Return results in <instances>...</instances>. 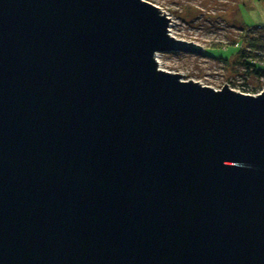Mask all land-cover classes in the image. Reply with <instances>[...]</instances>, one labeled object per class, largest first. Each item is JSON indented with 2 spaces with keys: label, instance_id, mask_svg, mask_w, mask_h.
I'll return each mask as SVG.
<instances>
[{
  "label": "water",
  "instance_id": "obj_1",
  "mask_svg": "<svg viewBox=\"0 0 264 264\" xmlns=\"http://www.w3.org/2000/svg\"><path fill=\"white\" fill-rule=\"evenodd\" d=\"M144 0H0V264H264V90Z\"/></svg>",
  "mask_w": 264,
  "mask_h": 264
},
{
  "label": "rangeland",
  "instance_id": "obj_2",
  "mask_svg": "<svg viewBox=\"0 0 264 264\" xmlns=\"http://www.w3.org/2000/svg\"><path fill=\"white\" fill-rule=\"evenodd\" d=\"M144 1L159 5L163 12L166 10L173 15L176 38L203 48L204 55L174 51L157 53L158 67L175 71L183 75L182 79L222 88L228 75L241 70L242 64L232 55L242 39L246 42L250 37H256L264 44V29L258 30V27L264 28V0ZM241 47L246 52L256 48L250 42L242 43ZM219 57L230 58L224 63Z\"/></svg>",
  "mask_w": 264,
  "mask_h": 264
},
{
  "label": "built area",
  "instance_id": "obj_3",
  "mask_svg": "<svg viewBox=\"0 0 264 264\" xmlns=\"http://www.w3.org/2000/svg\"><path fill=\"white\" fill-rule=\"evenodd\" d=\"M159 9L162 11L161 7L158 5ZM164 10V9H163ZM163 13H166V17L169 18L168 22V34L176 37L177 35L175 34V26L173 21L175 20L173 18V15L169 13L168 11L164 10ZM250 31V29H248ZM251 32V31H250ZM248 60L250 61L251 64H254L256 66H264V48H253L248 50ZM157 55V53H156ZM155 55V57H156ZM158 57H156L157 60ZM220 68V66H219ZM251 80L253 82H251ZM226 86L230 87L236 92H242L244 94H258L262 90H264V73L260 74H253L251 72L247 73L245 66H241V70L238 71V73H235L233 75H228L226 78ZM222 87V86H221ZM215 90L220 89L218 87L217 89L213 87Z\"/></svg>",
  "mask_w": 264,
  "mask_h": 264
},
{
  "label": "trees",
  "instance_id": "obj_4",
  "mask_svg": "<svg viewBox=\"0 0 264 264\" xmlns=\"http://www.w3.org/2000/svg\"><path fill=\"white\" fill-rule=\"evenodd\" d=\"M260 29H264V28L258 27V30H260ZM259 35H261V34H259ZM246 42H250L252 47L264 48V44H262V43L260 44V42L257 41L256 37H250L249 39H247ZM246 42H244V40L242 39V41L240 42L241 45L239 44V47H238L237 51L232 56H235L236 58H238V61L240 62V64L245 66V69H246L247 73H249V72H251L253 74H255V73H257V74L264 73V66H261V65L256 66L254 64H251L250 61L248 60V57H247L248 53L246 51H244L243 48L241 47L242 43L246 44ZM204 54L205 53H202V55H204ZM229 58L230 57H228L226 59L222 58V57H219L218 59L221 60L222 62L226 63Z\"/></svg>",
  "mask_w": 264,
  "mask_h": 264
},
{
  "label": "bare ground",
  "instance_id": "obj_5",
  "mask_svg": "<svg viewBox=\"0 0 264 264\" xmlns=\"http://www.w3.org/2000/svg\"><path fill=\"white\" fill-rule=\"evenodd\" d=\"M157 61H158V58H157Z\"/></svg>",
  "mask_w": 264,
  "mask_h": 264
}]
</instances>
